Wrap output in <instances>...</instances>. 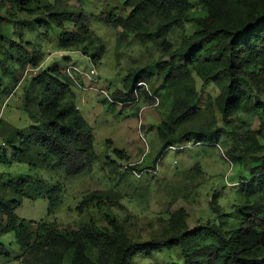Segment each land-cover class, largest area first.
<instances>
[{
	"label": "trees",
	"instance_id": "1",
	"mask_svg": "<svg viewBox=\"0 0 264 264\" xmlns=\"http://www.w3.org/2000/svg\"><path fill=\"white\" fill-rule=\"evenodd\" d=\"M198 1L203 12L193 15L192 0H124L122 8L127 14L110 8L101 20L119 30V40L133 35L143 44L152 42L170 57L156 66L162 82L155 95L164 94L169 109L160 129L163 152L171 146L181 150L192 142L224 143V129L218 128L212 134L215 122L208 126H185L180 131L173 125L189 122L210 107L219 111L226 129L230 128L232 145L228 157L242 171L239 192L243 203L239 207L238 226L227 229V220L220 219L217 195L212 197L213 212L219 215L216 219L199 221L191 228L188 214L181 208L171 213L173 234L162 239L132 240L116 219L111 220L112 229L100 227L92 218L77 227L20 219L16 209L22 204L21 196L29 181L18 178L3 183L0 177V236L15 231L21 247L30 249L34 264H65L67 253L69 264H132L140 254L174 248L181 249L183 264H264V0ZM18 3L22 10L40 9L47 14L35 20L38 26H61L71 20L67 11L43 0ZM32 3L35 7H30ZM189 22L194 30L186 34ZM177 30L181 39L175 46L169 36ZM89 33L85 23L76 31L63 30L59 46L83 49L87 55L90 51L85 42ZM19 34L21 37L22 31ZM98 50L90 53L93 60L101 57ZM28 62L38 63L33 58ZM194 73L218 90L215 97L208 95L206 105H199L201 93L196 88ZM153 78V72L142 70L129 74L125 79L128 91L118 98L123 102L135 100L137 90L146 101L154 100L137 85ZM25 90L24 108L33 122L28 132L17 131L20 145L12 147L13 158L35 164L28 156L37 147L44 158L53 160L54 168L67 176L89 171L98 157L93 129L77 108L65 68H39ZM234 116H238V121ZM239 116L258 117L260 129L253 130ZM4 187L21 196L10 198L3 192ZM50 192L56 194L59 188L53 187ZM104 197L102 193H92L79 208ZM52 210L53 203L49 207ZM9 255L0 241V257Z\"/></svg>",
	"mask_w": 264,
	"mask_h": 264
},
{
	"label": "rangeland",
	"instance_id": "2",
	"mask_svg": "<svg viewBox=\"0 0 264 264\" xmlns=\"http://www.w3.org/2000/svg\"><path fill=\"white\" fill-rule=\"evenodd\" d=\"M43 1L67 11L71 20L61 26L46 23L38 26L35 20L47 15L42 10L29 12L20 9L18 0H0V177L3 183L18 178L29 181L23 196L14 189H3L10 198L21 196L22 204L16 209L18 217L73 227L92 218L105 229H112L111 220L116 219L132 240L162 239L173 234L171 213L181 208L186 210L191 228L199 221L216 219L219 215L213 212L212 197L217 195L220 219L227 220V229L237 227L239 207L243 203L239 192L242 171L228 157L232 145L230 128L226 129L217 108L210 107L189 122L173 125L180 131L185 126H208L215 122L212 134L218 128L224 129V143L194 145L192 142L181 150L163 152L160 129L169 114L164 94L151 101H146L137 91V98L132 101L123 102L118 96L128 91L126 77L140 70L155 74L146 85L141 82L137 85L156 96L155 91L162 82L156 66L160 61L169 60V55L163 54L152 42L143 44L133 35L119 40V30L102 22L110 8L127 14L122 8L124 0ZM192 2L193 15L201 14L199 1ZM30 7H35L34 3ZM81 23L90 29L85 45L90 53L99 49L100 58L93 60L90 53L83 54V49L75 51L59 46L61 32L76 31ZM193 30L194 25L189 22L186 34ZM180 34L177 30L169 36L175 46L180 43ZM32 58L37 59L36 65L29 64ZM72 63L84 72L92 68L97 71L92 81L78 76L82 84L105 89L110 98L121 101V104L111 103L97 90H85L72 84L77 108L92 126L98 155L92 168L77 176H67L54 168L53 160L44 158L37 147L28 156L35 164L12 156V147L20 145L17 131L28 132L33 122L23 102L29 80L39 68L64 69ZM193 77L201 93L199 105L202 106L208 95L215 97L218 90L195 73ZM234 119L238 121V116ZM239 119L255 131L260 129L258 117L239 116ZM134 170L143 172L142 176L137 177ZM53 187H58L59 192L51 193ZM95 192L102 193L103 200L98 198L79 208L82 200ZM51 203L53 210L49 211ZM0 241L10 253L8 257H0V264H34L30 249L21 247L15 231L0 236ZM69 255H65V264H69ZM175 263H184L180 248L143 253L135 257L132 264Z\"/></svg>",
	"mask_w": 264,
	"mask_h": 264
},
{
	"label": "built area",
	"instance_id": "3",
	"mask_svg": "<svg viewBox=\"0 0 264 264\" xmlns=\"http://www.w3.org/2000/svg\"><path fill=\"white\" fill-rule=\"evenodd\" d=\"M65 71H66L67 75L70 77L72 84L74 83L78 87L83 88L85 90H89V89L97 90L99 93L106 95L110 99L111 102L121 104V101L119 102V101H116V100H113L112 98H110L109 94L107 93V91L105 89H97L96 87H94L92 85L86 87L84 84H82L80 82L78 76H82L85 79L87 78L91 81L94 80V76L97 74V71L95 68H92L89 72H84V71H81L76 64L72 63V64L65 66ZM141 83H142L141 85H146L145 82H141ZM151 96H153V95H151ZM153 97H155L156 99H159L158 96H153ZM141 126H142V123H140L139 127L141 128ZM142 137H143V135H142ZM199 144L200 143H197L196 145H199ZM181 148L182 147H180V149ZM170 149H178V148L176 146H171ZM142 161H143V157L140 160V162H142ZM134 173L137 177H140L143 174V172H139L137 170H134Z\"/></svg>",
	"mask_w": 264,
	"mask_h": 264
}]
</instances>
